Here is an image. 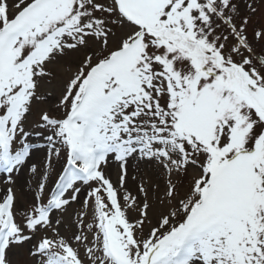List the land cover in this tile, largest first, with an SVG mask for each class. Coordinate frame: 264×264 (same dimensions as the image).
I'll use <instances>...</instances> for the list:
<instances>
[{
	"label": "rangeland",
	"instance_id": "obj_1",
	"mask_svg": "<svg viewBox=\"0 0 264 264\" xmlns=\"http://www.w3.org/2000/svg\"><path fill=\"white\" fill-rule=\"evenodd\" d=\"M126 2L0 0V264H264V0Z\"/></svg>",
	"mask_w": 264,
	"mask_h": 264
},
{
	"label": "bare ground",
	"instance_id": "obj_2",
	"mask_svg": "<svg viewBox=\"0 0 264 264\" xmlns=\"http://www.w3.org/2000/svg\"><path fill=\"white\" fill-rule=\"evenodd\" d=\"M20 8H21V6H20ZM20 8L18 7H16L15 9H14V11H20ZM120 8H121V10L123 11V13L127 16V17H129L130 19H132V20H136V18H137V13L135 12V10L131 7V5L128 3V2H126V1H122V2H120ZM44 150H46L45 148H42V147H37V148H35V149H33V151H31L30 153H29V155L28 156H26V158H25V165H31V163H30V161L31 160H34V159H36L37 160V158H38V156H41L42 155V152L44 151Z\"/></svg>",
	"mask_w": 264,
	"mask_h": 264
},
{
	"label": "trees",
	"instance_id": "obj_3",
	"mask_svg": "<svg viewBox=\"0 0 264 264\" xmlns=\"http://www.w3.org/2000/svg\"><path fill=\"white\" fill-rule=\"evenodd\" d=\"M223 72L226 73L227 76H228V78H229L230 80H232L233 83H235V84L238 86L239 81L234 77V75H233V71H232V70L226 69V70H224ZM251 92H253V90H251Z\"/></svg>",
	"mask_w": 264,
	"mask_h": 264
}]
</instances>
